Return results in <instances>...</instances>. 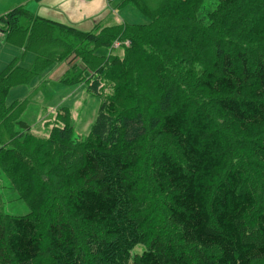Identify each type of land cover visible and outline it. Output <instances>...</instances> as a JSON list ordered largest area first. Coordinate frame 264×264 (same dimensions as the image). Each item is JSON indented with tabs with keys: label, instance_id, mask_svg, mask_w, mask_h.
Returning a JSON list of instances; mask_svg holds the SVG:
<instances>
[{
	"label": "trees",
	"instance_id": "16d2710c",
	"mask_svg": "<svg viewBox=\"0 0 264 264\" xmlns=\"http://www.w3.org/2000/svg\"><path fill=\"white\" fill-rule=\"evenodd\" d=\"M244 1L213 0L210 8L209 0H123L148 23L90 30L36 16L25 4L0 15V41L22 51L0 72V166L21 162L22 148L53 133L65 138L73 128L66 109L58 117L68 127L57 123L48 137L33 132L20 118L28 97L7 104L11 88L65 63L59 82L84 85L100 99L97 123L79 143V163L58 184L62 206L13 218L0 212V264H38L45 256L54 264H89L73 221L90 239L95 264H264L258 191L240 168L225 166L221 132L190 88L196 78L234 132L252 143L250 162L264 196V11L246 30H235L229 22ZM237 32L245 34L241 47L231 36ZM102 47L108 55L97 54ZM26 53L34 57L29 68L21 65ZM168 66L174 73L184 67L190 80L172 78ZM149 92L165 109L152 130L116 128L106 137L108 123L123 122V104ZM142 134L149 142L137 139ZM147 183L164 195L161 212L173 232L159 229ZM139 246L142 252H133Z\"/></svg>",
	"mask_w": 264,
	"mask_h": 264
},
{
	"label": "rangeland",
	"instance_id": "374dc122",
	"mask_svg": "<svg viewBox=\"0 0 264 264\" xmlns=\"http://www.w3.org/2000/svg\"><path fill=\"white\" fill-rule=\"evenodd\" d=\"M16 1L18 0H0V14L15 6L16 3H13ZM208 5L210 8H215L217 3L209 0ZM119 7L120 10L118 9L117 14L122 21L137 24L148 23L147 17L133 6L119 5ZM263 11L264 0H245L242 8L236 12L235 18L230 20L229 23L234 24L235 30L238 28L246 30L250 27L249 21ZM206 23L208 24L209 22ZM240 33L242 32H237L235 35L231 34L233 41L238 47L244 45L243 36L245 34L241 36ZM125 42H123L124 45H126ZM114 48H117L116 52L119 55L123 53L119 49L120 47ZM11 49L14 50V48L0 42V70L7 65L9 61L5 60L8 59L7 56L15 54L11 52ZM21 54L22 52H19L18 57H21ZM97 54L106 56L109 54V49L102 47L97 51ZM33 58L31 53H26L21 65L29 68ZM64 66V63L53 65L36 76L29 84L11 88L6 95L7 104L28 97V103L22 111L20 118L29 122L32 126V131L37 134L48 137L51 131L53 132L54 127L59 126L57 123L62 124L60 128L68 127L63 122L64 119H60V116L58 117V114L64 115L66 109L70 112V121L73 128L71 131L69 130V135L65 138H62V136L57 137L56 133H53L50 141L44 142L38 140L32 145L22 148L20 151L21 162H9L0 166V212L5 217L27 216L32 214L36 209L62 206L63 192L59 189L58 184L63 182V178L72 172L79 163L82 153L79 143L87 137L97 123L100 111V99L88 94L84 85H65L59 82L57 76ZM167 73L179 82L185 83L190 80L187 78L188 73L184 67L175 69L174 73L173 69L168 66ZM196 81L197 79L194 78L190 86L193 89L192 96L209 110L212 118L211 123H214V127L221 132L220 136L226 149L225 166H228V168H240L244 172L245 184L247 186L252 184L255 187L258 191L259 203L264 206V196L260 187L261 181L256 176L250 162L253 159L252 151L250 150L252 143L241 134L238 136L234 132L233 127L215 107L213 98L208 96L204 90L196 87ZM156 82L158 81L156 80ZM143 95L140 101L137 100L123 104L122 108L125 109L123 122L114 123L113 121L112 124L108 123L109 129L104 134L106 137H110L111 132L115 131L116 128L125 131L127 134H131L133 133V129H138L147 124L146 129L152 130L154 123H157L159 119V114L165 109L159 104L158 99L150 95V92ZM127 123L130 124L129 127H126ZM137 139L149 142L146 134H142ZM15 141L16 139L6 145H12ZM19 144L22 143L19 142ZM2 159H6V157L2 156ZM11 172L14 177H19L17 181L20 180L21 185L13 183L14 180H11L9 176ZM20 186L24 188L22 193L17 190V187ZM144 192L147 201L151 205V210L157 214L156 222L159 225V229L167 233L173 232L167 224L166 215L162 213V205L165 200L164 195L157 194L149 183L145 184ZM27 195L29 196L28 201L33 204V208L25 200ZM42 197L45 198L47 205L44 204L45 201L42 200ZM42 217L43 222L48 219L45 213ZM73 225L80 238V244L84 250L83 253L86 256V260L89 264H95V254L92 250L90 239L84 236L79 223L73 221ZM142 250L143 248L139 246L133 252L140 253ZM38 264L54 263L49 257L45 256L38 260Z\"/></svg>",
	"mask_w": 264,
	"mask_h": 264
},
{
	"label": "crops",
	"instance_id": "0c3cea01",
	"mask_svg": "<svg viewBox=\"0 0 264 264\" xmlns=\"http://www.w3.org/2000/svg\"><path fill=\"white\" fill-rule=\"evenodd\" d=\"M122 1L123 0H18L13 4L16 3L15 6L25 4L36 16L55 22L69 24L80 30H90L96 26H106L125 22L122 21L117 14L120 8L119 5H121ZM15 6H12V8ZM0 42L4 44L2 40ZM11 52L15 54L7 56L8 59H5L6 61L9 60L7 64L13 58L18 57L19 52L21 53L22 51L14 48V50L11 49ZM65 68L66 66L60 70L59 77ZM2 70H0V72ZM58 76L57 78L59 79Z\"/></svg>",
	"mask_w": 264,
	"mask_h": 264
},
{
	"label": "built area",
	"instance_id": "2783aa9c",
	"mask_svg": "<svg viewBox=\"0 0 264 264\" xmlns=\"http://www.w3.org/2000/svg\"><path fill=\"white\" fill-rule=\"evenodd\" d=\"M125 44L128 45L129 44V41H126ZM121 45H122V43L120 41H116L114 43V47H120Z\"/></svg>",
	"mask_w": 264,
	"mask_h": 264
}]
</instances>
